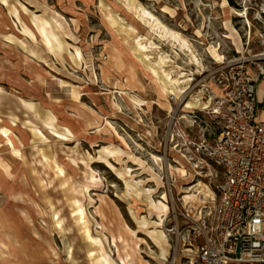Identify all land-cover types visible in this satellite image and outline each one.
<instances>
[{
	"label": "rangeland",
	"instance_id": "rangeland-1",
	"mask_svg": "<svg viewBox=\"0 0 264 264\" xmlns=\"http://www.w3.org/2000/svg\"><path fill=\"white\" fill-rule=\"evenodd\" d=\"M262 21L264 0H0V264H170L180 192L207 184L188 209L210 211L221 178L187 141L207 107L164 84L194 70L178 40L201 96L217 53L262 49Z\"/></svg>",
	"mask_w": 264,
	"mask_h": 264
},
{
	"label": "built area",
	"instance_id": "built-area-1",
	"mask_svg": "<svg viewBox=\"0 0 264 264\" xmlns=\"http://www.w3.org/2000/svg\"><path fill=\"white\" fill-rule=\"evenodd\" d=\"M257 40L262 49L252 55L213 58L196 83L209 102L210 125L188 133L189 149L218 168L221 178L212 210L173 211L166 230L170 264H264V122L257 118L256 98L264 80V21Z\"/></svg>",
	"mask_w": 264,
	"mask_h": 264
},
{
	"label": "bare ground",
	"instance_id": "bare-ground-1",
	"mask_svg": "<svg viewBox=\"0 0 264 264\" xmlns=\"http://www.w3.org/2000/svg\"><path fill=\"white\" fill-rule=\"evenodd\" d=\"M237 14H238V16H246L245 11L238 12ZM178 42H179L180 49L185 48L189 51L190 60L193 63L192 65L194 67V70H191L189 74L182 73L181 79H178L176 81L173 80V81H169V82H164V84H165L166 88L175 96L176 99H180V104H181L183 112H185V113L190 112L194 108H196L197 110H204L202 108L208 107V104H209L208 101L202 100V97L199 95H193L192 94L189 97H186L184 95V93L187 89V85L194 79V76L197 75V73L200 71V68L202 67L201 59L198 57V55L196 54L193 47H191V45L186 40H178ZM217 57L221 58L219 53H217ZM198 107H200V108H198ZM176 172H178L179 176H181V177H185L187 175V172L183 166H180L179 168H177ZM169 173L170 174L172 173L170 167H169ZM196 175H198V173ZM212 191L213 190H211L207 184H205L201 181H197L196 183H194V185H192L190 187H186L185 189H183L180 192V193H183L180 200L182 201L183 205L186 208H191V207L195 206V203L191 204L192 202H201L203 204L207 203V202H212L214 200V194ZM145 198H146V196H145ZM149 198H150V196H149ZM150 201H151V198H150ZM151 203H153V202H151ZM161 207L164 208L165 206H161ZM152 208H154V207H152ZM204 208H206V206H202V207L197 206L195 212H202V210ZM159 210H160V208H159ZM165 218H166V216H165ZM152 229H155V228H152ZM147 234H149V233H147ZM158 236H159V234H158Z\"/></svg>",
	"mask_w": 264,
	"mask_h": 264
},
{
	"label": "crops",
	"instance_id": "crops-1",
	"mask_svg": "<svg viewBox=\"0 0 264 264\" xmlns=\"http://www.w3.org/2000/svg\"><path fill=\"white\" fill-rule=\"evenodd\" d=\"M236 44H238V42H235V45ZM256 98L258 107L257 118L258 120L264 122V80H262L257 86Z\"/></svg>",
	"mask_w": 264,
	"mask_h": 264
}]
</instances>
